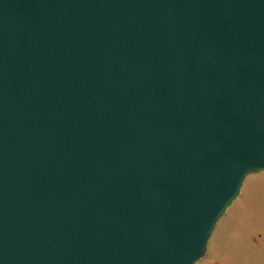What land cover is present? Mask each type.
<instances>
[{
	"label": "water",
	"instance_id": "95a60500",
	"mask_svg": "<svg viewBox=\"0 0 264 264\" xmlns=\"http://www.w3.org/2000/svg\"><path fill=\"white\" fill-rule=\"evenodd\" d=\"M264 171V0H0V264H194Z\"/></svg>",
	"mask_w": 264,
	"mask_h": 264
},
{
	"label": "rangeland",
	"instance_id": "374dc122",
	"mask_svg": "<svg viewBox=\"0 0 264 264\" xmlns=\"http://www.w3.org/2000/svg\"><path fill=\"white\" fill-rule=\"evenodd\" d=\"M254 242L264 247V171L245 177L194 264H264V250Z\"/></svg>",
	"mask_w": 264,
	"mask_h": 264
},
{
	"label": "crops",
	"instance_id": "0c3cea01",
	"mask_svg": "<svg viewBox=\"0 0 264 264\" xmlns=\"http://www.w3.org/2000/svg\"><path fill=\"white\" fill-rule=\"evenodd\" d=\"M253 244H254V247L264 250V247L261 246L260 244L255 243V242ZM261 254H263V253H261ZM239 264H242V263L240 262Z\"/></svg>",
	"mask_w": 264,
	"mask_h": 264
}]
</instances>
